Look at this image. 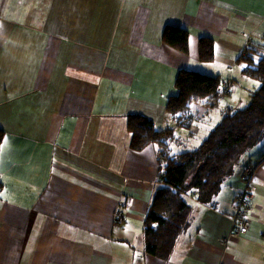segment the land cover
Masks as SVG:
<instances>
[{"label": "crops", "instance_id": "1", "mask_svg": "<svg viewBox=\"0 0 264 264\" xmlns=\"http://www.w3.org/2000/svg\"><path fill=\"white\" fill-rule=\"evenodd\" d=\"M170 24L188 29V53L162 42ZM200 34L214 38L210 61ZM248 37L264 42V0H0V264H264V140L213 204L189 193V225L164 261L143 250L156 147L132 149L126 127L141 113L179 128L164 108L179 68L236 81L216 104L232 108L255 86L236 60ZM214 106L193 105L192 146ZM248 164L249 226L227 239Z\"/></svg>", "mask_w": 264, "mask_h": 264}, {"label": "trees", "instance_id": "2", "mask_svg": "<svg viewBox=\"0 0 264 264\" xmlns=\"http://www.w3.org/2000/svg\"><path fill=\"white\" fill-rule=\"evenodd\" d=\"M188 35L186 27L170 24L163 28L161 38L166 45L186 54ZM248 38L250 41L247 39L236 60L241 64V72L256 79L258 86L244 106L225 109L197 147L171 152L168 139L174 135L172 127L157 128L151 118L141 113L126 116V127L131 132L130 147L134 150L148 144L156 147L158 183L142 222L143 250L147 254L167 261L179 235L189 225V193L213 204L224 180L244 153L264 137V42ZM198 51L200 60H212L214 38L200 34ZM220 80L217 75L179 68L173 82L175 92L164 102L166 114L174 116L178 125L188 128L194 104L216 105ZM3 136L4 131L0 129V146Z\"/></svg>", "mask_w": 264, "mask_h": 264}, {"label": "built area", "instance_id": "3", "mask_svg": "<svg viewBox=\"0 0 264 264\" xmlns=\"http://www.w3.org/2000/svg\"><path fill=\"white\" fill-rule=\"evenodd\" d=\"M248 41H250L249 38ZM232 86L233 83L231 81L221 79L217 99L220 100L223 98L232 89ZM215 103L217 104V100ZM263 158L264 154L262 155ZM254 169L255 165L252 164L245 165L242 169L241 179L243 181V188L234 198L233 211L230 215L231 229L226 237L227 239L244 233L249 226L250 220L247 216V211L250 208V201L252 199L251 186ZM121 215V210L116 211V217H120Z\"/></svg>", "mask_w": 264, "mask_h": 264}, {"label": "rangeland", "instance_id": "4", "mask_svg": "<svg viewBox=\"0 0 264 264\" xmlns=\"http://www.w3.org/2000/svg\"><path fill=\"white\" fill-rule=\"evenodd\" d=\"M229 74L235 79L242 81V76L240 73H229ZM221 78L229 80L233 83L231 91L235 88V86H238L237 82L230 78H226V77H221ZM246 78H248L252 82L251 84L255 86H253L251 90L241 91V94H240L241 99L237 98V101H233L232 108H238V107L244 106L248 102L249 94L258 86V81L256 79L250 78V77H246ZM248 88L250 89L249 86ZM229 94L230 93H228L227 95ZM218 101L219 100H217V102ZM220 105L221 103H219L217 106L215 105L214 107H212L210 109L211 112L206 116V119L208 116H211L212 123L218 122L221 115L223 114L221 111L222 107ZM175 128H174V135L170 139H168V144L171 149V152H181V151H186V150L193 149L194 147H197V146H192V143L194 142V138L189 135L190 133L184 126H179L178 129L177 128L175 129ZM262 140H264V137L262 138Z\"/></svg>", "mask_w": 264, "mask_h": 264}, {"label": "bare ground", "instance_id": "5", "mask_svg": "<svg viewBox=\"0 0 264 264\" xmlns=\"http://www.w3.org/2000/svg\"><path fill=\"white\" fill-rule=\"evenodd\" d=\"M220 79H222V78H220ZM220 81H221V80H220ZM230 91H231V90H230ZM230 91H229L228 93H230ZM228 93H227V94H228ZM227 94H226V95H227ZM226 95H225V96H226ZM263 154H264V153H263ZM263 154H262V155H263ZM263 159H264V158H263ZM260 160H262V156L260 157ZM244 233H245V232H244ZM242 234H243V233H242Z\"/></svg>", "mask_w": 264, "mask_h": 264}, {"label": "snow or ice", "instance_id": "6", "mask_svg": "<svg viewBox=\"0 0 264 264\" xmlns=\"http://www.w3.org/2000/svg\"><path fill=\"white\" fill-rule=\"evenodd\" d=\"M7 138H5V140H6Z\"/></svg>", "mask_w": 264, "mask_h": 264}]
</instances>
